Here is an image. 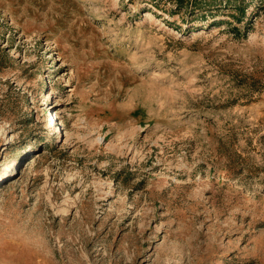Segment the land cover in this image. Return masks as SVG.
I'll return each mask as SVG.
<instances>
[{"label": "rangeland", "instance_id": "obj_1", "mask_svg": "<svg viewBox=\"0 0 264 264\" xmlns=\"http://www.w3.org/2000/svg\"><path fill=\"white\" fill-rule=\"evenodd\" d=\"M196 3L0 0V264H264V0Z\"/></svg>", "mask_w": 264, "mask_h": 264}, {"label": "trees", "instance_id": "obj_2", "mask_svg": "<svg viewBox=\"0 0 264 264\" xmlns=\"http://www.w3.org/2000/svg\"><path fill=\"white\" fill-rule=\"evenodd\" d=\"M166 1L175 3V7H176L175 10H181L183 7L188 6V5L189 6L192 5L193 7L198 8V9L201 7L196 3L197 0H166ZM157 5L158 4H156V6Z\"/></svg>", "mask_w": 264, "mask_h": 264}, {"label": "bare ground", "instance_id": "obj_3", "mask_svg": "<svg viewBox=\"0 0 264 264\" xmlns=\"http://www.w3.org/2000/svg\"><path fill=\"white\" fill-rule=\"evenodd\" d=\"M150 14H151V13L148 12V11L145 13L146 16H149ZM200 31H201V30H200Z\"/></svg>", "mask_w": 264, "mask_h": 264}]
</instances>
